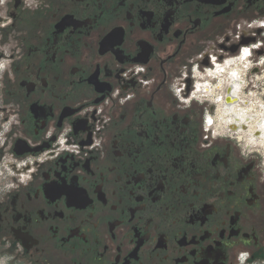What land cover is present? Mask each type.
<instances>
[{"label": "flooded vegetation", "instance_id": "af4514ba", "mask_svg": "<svg viewBox=\"0 0 264 264\" xmlns=\"http://www.w3.org/2000/svg\"><path fill=\"white\" fill-rule=\"evenodd\" d=\"M9 14L8 151L34 166L0 201V236L28 264H240L264 248V0H12ZM195 65L219 105L195 99Z\"/></svg>", "mask_w": 264, "mask_h": 264}, {"label": "rangeland", "instance_id": "374dc122", "mask_svg": "<svg viewBox=\"0 0 264 264\" xmlns=\"http://www.w3.org/2000/svg\"><path fill=\"white\" fill-rule=\"evenodd\" d=\"M31 2L32 0H27ZM12 7V0H0V201L3 196H6L9 185L13 183L14 177L10 170L14 168L21 159H14L8 151V132H9V118L6 116V102H4L3 79L5 71L12 61V54L15 48V40L13 36V28L10 27V20L12 19L9 10ZM255 31L257 39L255 44L259 46L254 53L253 60H264V53L257 51L264 49V32ZM253 33V32H249ZM254 52V51H253ZM210 102V101H209ZM216 105H219L216 103ZM242 142H245L242 140ZM254 153L259 156L264 167V144L261 142L251 148ZM22 161V160H21ZM15 171V170H14ZM21 178V177H20ZM22 254V253H21ZM17 247L6 240V236H0V264H28L24 256L21 255ZM240 264H264V248L261 251L252 253L251 255H243Z\"/></svg>", "mask_w": 264, "mask_h": 264}, {"label": "built area", "instance_id": "2783aa9c", "mask_svg": "<svg viewBox=\"0 0 264 264\" xmlns=\"http://www.w3.org/2000/svg\"><path fill=\"white\" fill-rule=\"evenodd\" d=\"M257 45V44H256ZM254 45V46H256ZM251 47V46H250ZM243 49V48H242ZM211 59L212 60H215L216 57L214 55H211ZM206 71H209L208 68H206ZM193 73L195 75V78H196V95H195V99L197 100H205V101H210V102H214V103H221V101H215L213 100L210 96H209V92L208 91H203V92H200V88L199 87H203L204 89H207L209 87L208 85V82L206 83H203L202 85L199 84V82H197L198 80V77L200 76V72H199V69H198V66L195 65L194 68H193ZM183 87H184V84H179V85H176L175 86V92L177 94V96L179 97V99L183 102L185 101L184 98L181 96L182 92H183ZM206 124L207 126H210V127H214L213 125V119L211 118V116L207 115L206 116ZM59 146L63 149V150H67V151H75V148L74 146H71V145H68V142H67V139L64 137H60L59 138ZM34 158L33 157H29L27 161H21L19 163H17L15 166H12L14 168L10 170L11 172V175H13L14 177H21V178H24L26 177L29 172H31L30 170H28L29 166L32 168V166H34ZM17 160V159H16Z\"/></svg>", "mask_w": 264, "mask_h": 264}, {"label": "bare ground", "instance_id": "6f19581e", "mask_svg": "<svg viewBox=\"0 0 264 264\" xmlns=\"http://www.w3.org/2000/svg\"><path fill=\"white\" fill-rule=\"evenodd\" d=\"M215 93V92H214ZM238 115V113H236V116ZM264 121V120H263ZM263 121H261V123L263 122ZM261 123H259V124H256L257 125V127H258V129L259 130H262V136H261V139L260 140H262V141H260V142H263V144H264V122H263V124H261Z\"/></svg>", "mask_w": 264, "mask_h": 264}]
</instances>
